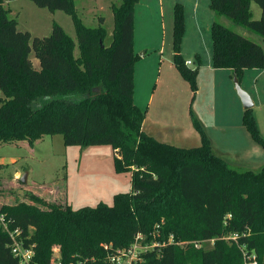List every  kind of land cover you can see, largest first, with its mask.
Returning <instances> with one entry per match:
<instances>
[{
    "label": "trees",
    "instance_id": "16d2710c",
    "mask_svg": "<svg viewBox=\"0 0 264 264\" xmlns=\"http://www.w3.org/2000/svg\"><path fill=\"white\" fill-rule=\"evenodd\" d=\"M31 1L70 15L77 40L57 23L48 37L20 31L0 0V143L62 134L66 146H110L116 173L131 177L130 191L115 194L112 205L74 209L36 199L1 208L10 229H18L19 239L33 248V263L110 264L142 234L144 243H156L133 264H250V256L264 264V165L239 170L218 155L192 103L199 146L169 144L143 129L145 112L133 97L134 15L140 0L113 7L110 45L104 43V18L97 27L86 26L76 14V0ZM252 1L261 9L259 20L253 19ZM210 7L214 69L231 70L240 82L244 70L264 69V48L219 21L225 17L264 41V0H211ZM183 32V9L176 5L174 58L195 96L198 70L179 57ZM244 112V126L264 149L252 109ZM235 233L237 241L230 238ZM10 245L0 226V264H20Z\"/></svg>",
    "mask_w": 264,
    "mask_h": 264
},
{
    "label": "rangeland",
    "instance_id": "374dc122",
    "mask_svg": "<svg viewBox=\"0 0 264 264\" xmlns=\"http://www.w3.org/2000/svg\"><path fill=\"white\" fill-rule=\"evenodd\" d=\"M120 4L121 0H76L75 9L89 27H97L100 18H104L108 30L104 43L110 45L115 36L113 7ZM176 5L184 13L179 57L184 63L192 62L187 65L189 69L198 70L199 92L195 96L178 72L174 58ZM4 6L10 11L9 17L18 22L20 31L30 32L33 37H48L57 23L77 40L73 20L64 11L37 7L31 0H4ZM252 6L253 19L259 20L261 10L255 2ZM211 11L205 0L139 1L134 22V102L145 112L143 128L147 133L163 142L190 148L201 143L190 116L194 97L192 109L205 124L215 152L236 169L257 171L264 165V149L243 124L245 112L233 72L217 71L212 66V39L207 30L213 23ZM222 21L227 28L264 48L259 35L230 20ZM78 53L77 49L75 54ZM31 59L39 67L34 53ZM240 84L251 96L252 116L264 138V69L244 70ZM1 98L4 96L0 90ZM113 159L110 146H66L62 134H43L32 142L0 143V209L33 204L36 199L62 206L70 204L74 209L101 202L112 205L115 194L131 189L130 174L116 173ZM24 176L26 183L22 182ZM136 246L137 252L144 250L140 243ZM210 246L212 242L206 243V247ZM119 262L111 260L110 264Z\"/></svg>",
    "mask_w": 264,
    "mask_h": 264
},
{
    "label": "built area",
    "instance_id": "2783aa9c",
    "mask_svg": "<svg viewBox=\"0 0 264 264\" xmlns=\"http://www.w3.org/2000/svg\"><path fill=\"white\" fill-rule=\"evenodd\" d=\"M191 64H192L191 61L186 62V65H191ZM9 223H10V220L7 218L6 214L0 211V226L2 227L3 231L9 235L11 239L10 247H11L12 253L14 254V256H16L19 259L20 264H34L33 258H34L35 252L33 248L26 247L23 244L22 240L19 239L20 231L18 229L11 230ZM238 237H239V234L237 233L232 234L230 236V238L234 241H237ZM137 243H140V245L143 246L142 249L144 250L137 252V249H138V247L136 246ZM196 245H197L196 247H199L198 244ZM154 246L155 244L153 242L151 244L144 243V236L142 234H139L136 236L135 242L132 246H130L127 249H123L121 251V254L117 258H114L112 260H119L120 264H133L135 262L142 261V258L140 257L141 253L151 250ZM122 260H126V261L122 262ZM247 260H250V264H257V262L255 261V256L247 257ZM56 264H61V263L58 260L56 261Z\"/></svg>",
    "mask_w": 264,
    "mask_h": 264
},
{
    "label": "water",
    "instance_id": "95a60500",
    "mask_svg": "<svg viewBox=\"0 0 264 264\" xmlns=\"http://www.w3.org/2000/svg\"><path fill=\"white\" fill-rule=\"evenodd\" d=\"M234 83H235L237 95L242 102L244 110L252 109L254 106V103L251 99V96L241 87L240 81L236 76H234ZM22 182L24 183L27 182L26 176L22 178Z\"/></svg>",
    "mask_w": 264,
    "mask_h": 264
},
{
    "label": "crops",
    "instance_id": "0c3cea01",
    "mask_svg": "<svg viewBox=\"0 0 264 264\" xmlns=\"http://www.w3.org/2000/svg\"><path fill=\"white\" fill-rule=\"evenodd\" d=\"M205 2L206 3H210L211 2V0H205ZM253 2L254 1H252V3H251V9H252V4H253ZM160 5H161V3H160ZM162 6H160V10H162V8H161ZM261 10V9H260ZM198 11V10H197ZM210 13H213V16H212V22H214L215 21V13L213 12V11H211ZM259 16L261 17V11L259 12ZM253 17H254V14H253ZM134 18H135V15H134ZM222 19H224V20H226V21H228L226 18H224V17H222V18H220L219 19V21L222 23L223 21H222ZM223 24V23H222ZM212 25H213V23H212ZM223 25H225V24H223ZM227 26V25H226ZM211 28H212V26H210V28L209 29H207L208 30V32H210V34H211ZM212 45V44H211ZM210 49H211V52H210V56L212 55V46L210 47ZM215 70H217V71H219V70H225V71H231V70H227V69H215ZM199 92V87H198V90H197V93ZM197 93H196V95H197ZM194 96V95H193ZM195 99H196V97H195ZM195 101V100H194ZM193 102V100H191V103ZM191 103H190V108H191ZM193 104H194V102H193ZM213 108V107H212ZM196 115V114H195ZM213 118V117H212ZM202 123H203V121H201ZM212 122H213V120H212ZM214 123V122H213ZM204 124V123H203ZM193 126V125H192ZM204 126H205V124H204ZM194 128V127H193ZM208 128V127H207ZM144 129V128H143ZM205 129H206V127H205ZM195 130V129H194Z\"/></svg>",
    "mask_w": 264,
    "mask_h": 264
}]
</instances>
